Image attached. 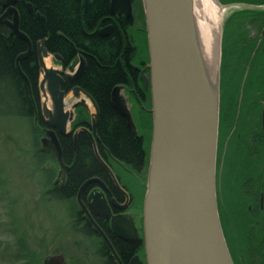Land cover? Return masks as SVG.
Listing matches in <instances>:
<instances>
[{
    "label": "water",
    "instance_id": "water-1",
    "mask_svg": "<svg viewBox=\"0 0 264 264\" xmlns=\"http://www.w3.org/2000/svg\"><path fill=\"white\" fill-rule=\"evenodd\" d=\"M16 1L0 0L4 8L0 14V31H9L27 42V50L16 57L15 64L18 74L30 86L20 61L32 54L33 46L20 29ZM142 4L152 103V134L143 201L147 264H235L220 221L216 196L220 57L211 65L204 56L194 0H142ZM26 5L33 12L29 1ZM130 9V0L110 1L112 14L129 15ZM11 14L12 19H9ZM42 49L47 54L45 47ZM39 62L43 77L40 84H47L54 108H58L53 118L49 116L51 128L47 135L40 139V149L55 156L62 169L53 183L55 185L67 166L62 161V150L52 127L58 126L60 132L65 133L67 116L61 113L62 104L54 95L59 78L48 75L50 70L42 57ZM83 67V64L79 66L74 77L82 73ZM141 77L146 84L143 73ZM83 93L95 109L91 119L94 129L98 107L90 94ZM111 104L135 131L130 110L119 95L118 85L113 88ZM262 117L264 129V110ZM91 138L93 142L98 139L97 136ZM93 180L97 179L85 181L78 191L77 200L82 209L85 206L80 195L85 185ZM95 191L97 189H93L90 196ZM112 226L121 235L114 218ZM43 264L66 263L62 254H54L46 256ZM129 264L142 263L138 256H134Z\"/></svg>",
    "mask_w": 264,
    "mask_h": 264
},
{
    "label": "rangeland",
    "instance_id": "rangeland-1",
    "mask_svg": "<svg viewBox=\"0 0 264 264\" xmlns=\"http://www.w3.org/2000/svg\"><path fill=\"white\" fill-rule=\"evenodd\" d=\"M218 2L224 8L219 46V114L222 112L223 120H227V132L242 131L248 137L258 124L264 103V0ZM143 15L141 0L137 23L142 26ZM0 91V264H43L46 256L54 254H62L66 264H105L98 236L84 231L75 219L76 197L61 198L51 193L60 170L54 159L40 149L44 131L38 120L34 115L7 111L2 102L18 106L14 90L7 84ZM120 93L126 96L124 89ZM82 96L88 112L94 113L92 102ZM131 113L140 132V116L133 108ZM142 129L147 134L148 147L152 132ZM228 151L229 158L237 162L234 147ZM245 164L247 170L248 162ZM122 174L125 182L130 174L124 170ZM224 178L225 171L217 182L218 195L219 188L224 190ZM226 214L222 217L224 234L234 263L264 264V217L260 223L253 217L254 228L246 223L251 229L248 237L240 222L245 217H237L238 224H233L230 219L234 218Z\"/></svg>",
    "mask_w": 264,
    "mask_h": 264
},
{
    "label": "flooded vegetation",
    "instance_id": "flooded-vegetation-1",
    "mask_svg": "<svg viewBox=\"0 0 264 264\" xmlns=\"http://www.w3.org/2000/svg\"><path fill=\"white\" fill-rule=\"evenodd\" d=\"M24 1L26 5L29 0ZM110 1L109 17L107 21L102 24H97V28L95 27V29L102 37L111 35L116 29L123 33V37L126 38L129 43L132 53L129 57L128 66H126L128 72L127 81L124 83H118L114 85L113 88L117 85L119 86V95L127 108L130 110V113L131 109L133 108L140 116V132L137 130L134 120L133 124L135 131L130 127L129 128L134 134L142 135L144 139H147V134L146 136L144 135L145 130L143 131L142 127L146 125V129L152 132V103L146 27L145 24L142 26L137 23V9L140 7L141 0L140 3L138 0H130L131 9L129 15H126L125 13L112 14L110 10ZM17 2L18 0L15 3V7ZM0 8L1 14L4 12V8L1 5ZM27 10L30 12L28 7ZM37 13L38 12H36V15ZM9 19H12V14L9 16ZM4 33L15 35L9 31ZM42 40H44V43L41 42ZM45 42L46 38L38 39L32 42V54L26 59L21 60L20 65L22 61H27V66L29 68L34 67L36 69L34 73L32 72V75L36 80L35 88L33 89L29 80L30 78L25 73L21 65V68L29 81L30 86H28L25 81L24 82L27 86L28 94L32 100L34 116L38 120L40 127H42L44 136L47 135L48 130L51 128L48 124L49 116L53 118L58 108H54L47 84H40L41 78H43L41 76L42 66L39 62L41 57L50 70L48 75H50L53 79H57V77L59 78L58 84H56V91L54 95L56 96V100L60 99L62 104L61 113L66 114L67 122L65 133H61L58 126L52 127V129L55 131L57 136L62 150V161L65 166H67V168L64 169V173L61 176L59 182L55 185L53 184L52 186L58 193L59 188L65 183L67 179L71 166V162H66L63 159V142H65L70 137L73 145L72 151L75 152L77 149L79 136L82 134L86 135L90 140L93 153L97 158L100 169L98 170L99 175L88 176L80 184L77 193L75 194L76 200L81 185L91 178L97 179L87 183L82 190L80 200L82 201L85 208L82 209L77 200L78 209L77 213L75 214V219L79 222L84 231L98 236L102 248L101 250L104 255L103 257L105 259V264H129L130 260L134 256H138V259L142 264H147L143 232V201L147 188L151 133L148 147L146 145L147 155L145 157V163H143L141 166H135L117 160L108 151V149L101 144V140L96 130L97 122L94 128L95 134H93L94 129L91 120L92 114L88 112L82 95H84L86 98L87 96L83 93L85 90L78 82L80 77L85 72L88 64V54L86 52V48L84 46L78 47L74 45L73 50L69 52L58 50L49 51L46 48ZM42 47H45L47 54H44ZM138 55H141V57L139 58ZM48 58L50 59V62L46 61ZM82 64L84 65L82 73H80V75L77 77H74L75 73L79 69V66ZM141 73H143V75L147 78L146 84H144L142 80ZM113 88L111 90V94ZM123 89L126 93V96L124 97L120 93V91ZM127 104L131 105L128 106ZM263 110L264 103L258 124L254 126L248 137L242 134V131L240 133L235 131L234 133L237 135L236 137H233V132H227V120H223L222 112L219 114L216 153V187L218 180L220 181L224 171L226 172V178H224L223 181L224 190L223 187H221L219 188V195L218 189L216 194L220 221L224 231V221H222V217L226 213L231 218H234V220L230 219V222L233 224H238L237 217L244 216L245 219H240V222L245 225L244 228H246L245 232H247L246 236L248 237L250 236L248 234L251 232V229L248 228L247 225H251V227L254 228L256 223L253 221L255 220L253 217H257L256 219L259 220V223L264 217ZM149 125L151 126L150 128L148 127ZM90 133L93 139L95 136L98 137V139L95 138V142H93ZM75 139L76 142H74ZM233 147L235 153L239 157L237 162L229 158L230 151H228V149L230 150V148ZM235 147L238 148L235 149ZM97 155L100 156L101 160ZM50 156L54 159L55 164L59 165V170L61 172L62 169L56 157L53 155ZM244 162H248L247 165H249V167L247 170V166L246 164L244 165ZM122 170L130 174V176L125 179V182L123 181ZM60 172L57 171L56 179L59 177ZM220 185L221 182L219 183V186ZM93 189H97L98 192L95 191L96 193L94 192V194L90 196ZM228 206L229 210L227 209ZM113 218L119 224V228L122 231L121 235H119L112 226ZM227 245L230 247L228 241ZM130 247L131 251L128 252L127 249H130ZM229 251L233 258L232 249L229 248ZM127 252L128 254H126L124 258L120 255V253L123 254Z\"/></svg>",
    "mask_w": 264,
    "mask_h": 264
},
{
    "label": "trees",
    "instance_id": "trees-1",
    "mask_svg": "<svg viewBox=\"0 0 264 264\" xmlns=\"http://www.w3.org/2000/svg\"><path fill=\"white\" fill-rule=\"evenodd\" d=\"M109 1L29 0L33 6V13L28 12L24 0H18L16 7L20 16V29L32 42L46 38L45 45L49 51L69 52L73 50L74 45L86 48L88 64L78 82L91 95L98 107L96 130L101 144L117 160L129 165L141 166L145 163L147 155L145 139L142 135L132 132L126 119L117 113L110 100L113 86L127 81L126 66L132 53L129 43L123 37V33L116 29L107 37L100 36L95 29L97 24L107 21ZM238 1L252 2V0ZM254 3L258 2L254 1ZM36 12L39 15H36ZM255 15L259 16V14ZM26 49L25 40L0 31V89L2 85H11L18 106L8 105L2 101L1 104L6 106L9 112L33 116L34 107L27 86L15 67L17 55ZM21 65L34 89L36 80L32 74L36 69L29 68L27 61H22ZM1 91L0 95L3 94ZM143 127L147 128L146 125ZM72 147L69 137L63 142V159L71 162V166L59 192L57 193L53 186L50 188L51 193L56 197L75 196L86 177L99 175L100 165L88 137L84 134L80 135L75 152L72 151ZM127 251L130 252L131 247ZM128 252L120 255L124 258Z\"/></svg>",
    "mask_w": 264,
    "mask_h": 264
},
{
    "label": "bare ground",
    "instance_id": "bare-ground-1",
    "mask_svg": "<svg viewBox=\"0 0 264 264\" xmlns=\"http://www.w3.org/2000/svg\"><path fill=\"white\" fill-rule=\"evenodd\" d=\"M202 50L213 65L219 56L224 8L216 0H194Z\"/></svg>",
    "mask_w": 264,
    "mask_h": 264
}]
</instances>
